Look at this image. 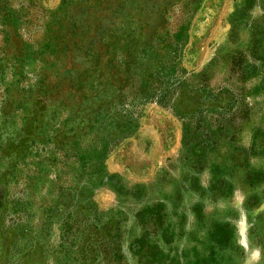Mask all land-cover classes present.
<instances>
[{
    "label": "rangeland",
    "instance_id": "1",
    "mask_svg": "<svg viewBox=\"0 0 264 264\" xmlns=\"http://www.w3.org/2000/svg\"><path fill=\"white\" fill-rule=\"evenodd\" d=\"M0 264H264V0H0Z\"/></svg>",
    "mask_w": 264,
    "mask_h": 264
}]
</instances>
